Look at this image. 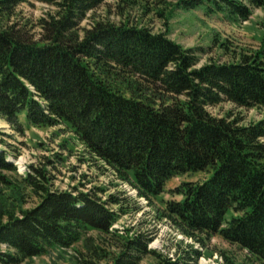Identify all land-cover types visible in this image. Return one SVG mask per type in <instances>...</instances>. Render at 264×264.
Wrapping results in <instances>:
<instances>
[{
  "label": "trees",
  "instance_id": "1",
  "mask_svg": "<svg viewBox=\"0 0 264 264\" xmlns=\"http://www.w3.org/2000/svg\"><path fill=\"white\" fill-rule=\"evenodd\" d=\"M27 1L0 0V116L18 130L23 118L65 125L140 196L157 199L160 218L185 236L205 246L219 235L250 264H264V115L248 122L210 110L227 100L264 112V38L258 49L234 51L215 37L231 59L201 64L200 47L130 19L132 9L167 19L179 8H203L238 23L264 0H116L121 19L89 26L82 22L106 0H45L56 9L38 19L37 33L17 19ZM4 134L0 264L67 249L78 264H141L149 254L157 264H198L203 251L195 244L163 254L150 247L151 232L115 226L126 207L117 194L54 188L46 165L19 174L1 146ZM197 173L204 177L167 189L173 178ZM167 190L172 198L159 197ZM29 196L37 200L26 206ZM217 262L241 264L226 251Z\"/></svg>",
  "mask_w": 264,
  "mask_h": 264
},
{
  "label": "rangeland",
  "instance_id": "2",
  "mask_svg": "<svg viewBox=\"0 0 264 264\" xmlns=\"http://www.w3.org/2000/svg\"><path fill=\"white\" fill-rule=\"evenodd\" d=\"M149 2H153V0H149ZM55 9V5L45 0H29L19 5L17 19L19 22L21 20L30 21L33 31L37 33L39 28L35 24L38 19ZM117 9L116 0H106L96 10L88 14V17L82 22V26H89L92 21L106 17L119 20L121 17L117 14ZM164 17L155 11L142 13L140 10L132 9L130 19L147 23L146 25L155 32L166 31L170 37L186 47H200L203 49V51L199 50L201 64L211 59L220 61L231 59L230 53H225L227 50L218 45L215 37L222 40L229 39L234 51L242 47L258 49L264 38V6L255 8L250 19L238 23L223 20L218 15H208L202 8L189 10L179 8L169 12L167 19ZM210 110L221 116L227 113L232 116L241 115L248 122L258 120L264 115L263 109L240 107L227 100L211 106ZM0 130L5 133L1 146L7 149L9 159H12L17 165L19 174L24 175L31 164L46 165L50 170L49 176L54 188L77 187L83 190L97 188L96 191L103 198H106L110 193L117 194L126 202L124 205L126 207L123 212H120V219L115 226L123 228L126 225L151 232L153 237L150 243L151 248L173 256L176 255L177 246L186 247V245L195 244L203 251L198 264H218V255L222 251L234 256L241 264H250L249 255L245 250L231 245L221 236L214 235L207 240L205 246H200L199 242L185 236L169 220L160 218L157 208L162 206L157 199H154L151 204L148 199L140 196L133 185L122 181L112 167L104 160L96 158L90 150L88 151L77 135L65 125L47 127L23 125L22 130H18L0 116ZM64 144H66L65 147ZM203 177L202 173L176 177L168 182L167 189L174 188L183 180ZM99 187H104V190H100ZM25 190L26 192L30 191L29 188ZM161 196L165 199L172 198V194L168 190L159 197ZM36 200L37 198L29 196L25 205H33ZM112 207L119 208L118 205ZM251 261L253 262L251 264H263V262L254 259ZM19 264L78 263L74 256V249H67L49 250L48 253L24 260ZM141 264H157V259L153 254H149L144 256Z\"/></svg>",
  "mask_w": 264,
  "mask_h": 264
}]
</instances>
